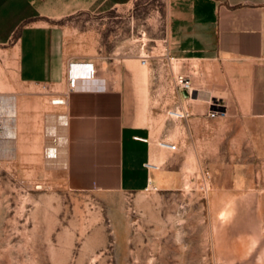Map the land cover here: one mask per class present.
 Masks as SVG:
<instances>
[{
  "label": "rangeland",
  "instance_id": "1",
  "mask_svg": "<svg viewBox=\"0 0 264 264\" xmlns=\"http://www.w3.org/2000/svg\"><path fill=\"white\" fill-rule=\"evenodd\" d=\"M190 6L135 0L64 25L66 74L69 64L88 60L109 74L134 75L128 62L145 61L146 122L156 145L158 114L171 109L177 83L190 73L166 56L167 29L172 15ZM10 46L0 44V264H264V202L257 211L253 187L237 188L252 172L250 154L233 137L227 148H196L184 132L171 152L181 163L179 191L68 190L58 141L62 110L51 104L57 88L20 84Z\"/></svg>",
  "mask_w": 264,
  "mask_h": 264
},
{
  "label": "crops",
  "instance_id": "2",
  "mask_svg": "<svg viewBox=\"0 0 264 264\" xmlns=\"http://www.w3.org/2000/svg\"><path fill=\"white\" fill-rule=\"evenodd\" d=\"M133 2L0 0V44L11 43L16 80L23 85L62 88L51 95L64 102L58 141L68 190L125 194L181 190L180 159L151 141L145 112L148 90L131 71L109 74L87 60L93 79L67 88L66 21L103 8H128ZM187 2L189 8H180L170 18L165 52L174 66L190 69L185 77L190 92L178 89L171 109L163 106L157 142L174 144L176 149L188 132L193 147L214 149L229 147L233 137L235 146L250 154L247 170L252 172L237 180V188L253 187L249 195L260 197L257 211H262L264 0ZM211 104L218 111L214 118L208 117ZM170 112L183 117L174 119ZM172 129L174 134H167ZM47 151L55 154L52 148Z\"/></svg>",
  "mask_w": 264,
  "mask_h": 264
},
{
  "label": "built area",
  "instance_id": "3",
  "mask_svg": "<svg viewBox=\"0 0 264 264\" xmlns=\"http://www.w3.org/2000/svg\"><path fill=\"white\" fill-rule=\"evenodd\" d=\"M141 62H145L144 60H141ZM69 67H71L72 65L69 64ZM67 66V67H68ZM79 67H81V74H79L76 77H70L69 75H65L66 77V84H67V88L69 90H72L75 86V84L80 81V80H92L93 79V70H92V64L90 63H81L78 65ZM177 84L180 90H183L185 93L190 92V88H189V84L187 83V81L185 80H180ZM63 100L62 99H56L55 101H51L52 105L55 106H61L63 105ZM218 115V111L216 109V106L214 104H211L210 109L208 110V117L209 118H214ZM169 116L174 118V119H181L183 117V115L181 113L178 112H170ZM135 140H141V141H145V139H139L135 137ZM157 147L161 150H168L173 152L175 150V145L171 144V143H167L165 141H159L157 142ZM202 178L203 180L207 178V173H203L202 174ZM200 191L202 193H206L208 191L206 184H202Z\"/></svg>",
  "mask_w": 264,
  "mask_h": 264
},
{
  "label": "bare ground",
  "instance_id": "4",
  "mask_svg": "<svg viewBox=\"0 0 264 264\" xmlns=\"http://www.w3.org/2000/svg\"><path fill=\"white\" fill-rule=\"evenodd\" d=\"M131 63H132L131 66L134 69V76L141 82L143 89H145L147 83V67L145 65V62L143 63L141 61H134ZM71 65H72L71 67L68 66V70H67V74L70 77H76L79 74H81V70H80L81 67L78 66L79 63H72ZM7 135L11 136L12 131L9 133L7 132Z\"/></svg>",
  "mask_w": 264,
  "mask_h": 264
}]
</instances>
